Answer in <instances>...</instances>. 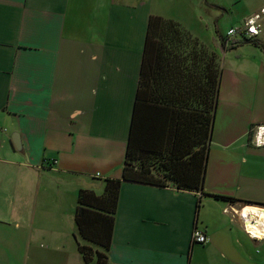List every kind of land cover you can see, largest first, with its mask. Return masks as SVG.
<instances>
[{
  "label": "crops",
  "instance_id": "1",
  "mask_svg": "<svg viewBox=\"0 0 264 264\" xmlns=\"http://www.w3.org/2000/svg\"><path fill=\"white\" fill-rule=\"evenodd\" d=\"M242 2L244 15L234 27L260 11L264 0L216 4L232 15ZM154 4L0 0V128L6 129L0 134V236H12L8 240L25 254L23 264H86L79 246L102 248L87 236L101 239L104 218L95 215L94 229H88L84 217L86 234L81 231L79 192L87 191V204L99 206L113 180L121 186L111 206L108 264H262L256 247L264 240L250 237L241 217L245 206L264 208V146L255 144L254 133L264 125L261 46L239 37L226 46L225 37L217 48L219 94L200 191L171 181L160 186L123 179L130 146L132 162L149 165L155 177L182 176L175 165L199 170L201 179L204 174L203 155L189 164L181 160L195 150L183 142L191 135L199 142L198 134L182 124L173 144L171 104H140L134 116L149 18L164 17ZM260 23L253 41L264 46V14ZM168 65L157 66L141 98L170 102L192 95V74ZM15 133L20 150L11 140ZM195 227L209 237L205 245L192 243ZM40 251L60 258H26Z\"/></svg>",
  "mask_w": 264,
  "mask_h": 264
},
{
  "label": "trees",
  "instance_id": "2",
  "mask_svg": "<svg viewBox=\"0 0 264 264\" xmlns=\"http://www.w3.org/2000/svg\"><path fill=\"white\" fill-rule=\"evenodd\" d=\"M165 24L170 26L171 28H167L168 31H174L173 27H175L178 23L173 21L172 19L151 15L149 18V24H148V31H147V38H146V45L144 47V57H143V63H142V72H141V79L139 82V91L137 94L136 99V110L134 112V116L136 114V111L138 110V107L140 104L144 103H150L153 104V102L156 103H165L170 104V108L176 112V127L174 130L176 137L173 142L174 146L178 143L177 136H178V127L183 126L184 124V131H187L189 134H195L199 135L200 139L199 142L193 137L192 135L189 138V141L183 142L184 147L188 146H195V150L186 152L184 155L185 157H189L187 159H184V155L182 156L181 160L183 163L189 164L190 161H194L197 158V155L199 157L198 160L201 159V155H203L204 160V174L201 177L199 173L191 172L188 167H184L183 165H175L172 166L173 171H181L183 174L182 176L177 177L173 179L172 175L164 174L162 177H155L151 174V169L149 165L143 164L140 167H137L136 164L132 162L131 159V149L129 147L128 151V157L126 159L125 164V172L123 173V179L128 181H135V182H142V183H151L154 185H160L164 186L168 184L170 181L178 188L182 189H193L196 191H200L204 186V177L206 175V159H207V151H208V144H209V138L211 134V130L213 128L214 124V113L216 112V106H217V97L219 94V81H220V73L217 79L214 78V82L216 83L215 86V97L213 98L212 105L210 107L209 102V96H212L211 88H212V75L208 76V81H206V85L204 86L206 90L203 91L205 95L207 96V101L203 102L200 106L192 107L191 105V99L193 96V80H192V95L187 98L186 100H179L177 97L174 100H170V102H162L155 100L153 98H141V94H143V87L145 86H151L153 83V79H155V71L157 66H160L161 63H168L171 71L175 72V69L177 73H184L185 67L183 65H178V63H181L184 61V57L182 56L181 59H179L176 51L173 52V46L171 43H168L169 41L164 42V40H161L162 37H164L163 31H165ZM179 25V24H178ZM183 31H186L185 29H182ZM163 32V33H161ZM188 33V32H187ZM189 34V33H188ZM253 43L257 46H261L264 49V46L262 44H259L253 40L250 39H244L243 43ZM159 68V67H158ZM187 68V67H186ZM183 71V72H182ZM188 75V72H187ZM211 79V80H210ZM197 87H199L198 83L196 84ZM151 88V87H150ZM205 96V97H206ZM153 101V102H152ZM156 105V107L164 106L166 108V105H160V104H153ZM151 105V106H153ZM209 106V107H208ZM179 112V113H178ZM181 112H184L181 114ZM184 123H183V122ZM202 138H204V142H202ZM132 141V138H131ZM130 143V141H129ZM196 145L198 147L196 148ZM203 153V154H202ZM193 164H195L193 162ZM169 170V168H167ZM174 173V172H173ZM176 174V173H174ZM192 174V175H190ZM186 179H191V181H187ZM121 186L120 180H113L108 181V188H106V194L103 198L104 202L103 204L96 206V203H90L86 201V197L88 196L87 191H80L79 192V206H78V212H77V223L80 226L81 231L86 234L84 225L81 220L85 219L86 225L88 226V229L93 228L94 229V223L96 222V218L94 217L98 213L103 215L102 222L100 224L102 225V235L101 239H92L87 236L88 240L92 243H95L99 245L100 248H92L86 245H80L79 251L83 255L84 260L86 264H108L107 261V254L106 251L110 248V239L113 231V219H114V211L113 208H111L112 204L116 203L118 199V189ZM216 198H223L232 200L229 197L224 196H215ZM85 217V218H84ZM98 221H100L98 219ZM85 225V226H86ZM100 230V229H98Z\"/></svg>",
  "mask_w": 264,
  "mask_h": 264
},
{
  "label": "rangeland",
  "instance_id": "3",
  "mask_svg": "<svg viewBox=\"0 0 264 264\" xmlns=\"http://www.w3.org/2000/svg\"><path fill=\"white\" fill-rule=\"evenodd\" d=\"M240 0H155L154 11L156 13L164 14V17H171L172 19H179L181 25L187 29L193 31L188 34L183 31L180 25L173 27L174 31H168L167 28H171L165 24L164 37L161 40L171 43L173 46V52H177L179 59L184 57V61L178 63L187 67L188 78L192 74L193 77V96L191 99L192 107L200 106L203 102L207 101V96L203 93L206 88V81L208 76L212 75V96H209L210 107L215 97L214 78L217 79L221 71V56L217 52V48L220 49V45L225 46L222 38L226 37L230 27L236 26L239 20L243 18V2L242 8H235L234 14H226L227 8L223 9L219 6H234L238 7ZM244 1V0H242ZM216 4H219L216 5ZM161 32V33H163ZM196 33V34H195ZM195 35V36H194ZM241 42L243 39L238 38ZM230 43L227 42L226 46ZM215 47V48H214ZM228 48V47H227ZM230 55V54H229ZM228 55V56H229ZM210 79V80H211ZM199 87H197V84ZM205 92V91H204ZM206 96V97H205ZM209 107V106H208ZM9 239L12 236H7ZM4 234H1L0 239V264H23L25 254L23 251L16 249L17 246L13 241H9ZM39 248V247H38ZM256 249L258 250L264 264V241L260 244L257 243ZM37 252L36 254H27V259L32 255L34 260L39 263L44 261H52L60 256H54L51 254ZM16 263H15V262Z\"/></svg>",
  "mask_w": 264,
  "mask_h": 264
},
{
  "label": "built area",
  "instance_id": "4",
  "mask_svg": "<svg viewBox=\"0 0 264 264\" xmlns=\"http://www.w3.org/2000/svg\"><path fill=\"white\" fill-rule=\"evenodd\" d=\"M264 14V7L260 9V11L254 13L252 16L250 15L247 17V19L244 20V23L241 26L238 27H231L228 30V34H226V45L228 43H232L235 38L239 37L241 39H250L254 40V38L260 34L261 31V23L260 19H262V15ZM6 130L5 128H0V134ZM255 133V144L257 146H264V125H259L254 130ZM263 208V207H262ZM242 217V226L245 230V232L252 238H255L257 240H264V218H260V216H257V218L252 217L251 214H241ZM248 225H254L257 227V233L254 234L253 231L248 228ZM208 236L203 231H200L197 229V227L194 228L192 233V243H197L201 245H205L208 242Z\"/></svg>",
  "mask_w": 264,
  "mask_h": 264
},
{
  "label": "bare ground",
  "instance_id": "5",
  "mask_svg": "<svg viewBox=\"0 0 264 264\" xmlns=\"http://www.w3.org/2000/svg\"><path fill=\"white\" fill-rule=\"evenodd\" d=\"M241 210V209H240ZM239 210V211H240ZM241 214H251L252 217L257 218V216H260V218H264V208H262L261 206H245L244 208H242L241 210ZM248 228H250L251 231L254 232V234L257 233V227L254 225H248Z\"/></svg>",
  "mask_w": 264,
  "mask_h": 264
},
{
  "label": "water",
  "instance_id": "6",
  "mask_svg": "<svg viewBox=\"0 0 264 264\" xmlns=\"http://www.w3.org/2000/svg\"><path fill=\"white\" fill-rule=\"evenodd\" d=\"M20 138L21 136L19 135V133H15L13 135V138H11L14 148L17 150H20L22 147Z\"/></svg>",
  "mask_w": 264,
  "mask_h": 264
}]
</instances>
